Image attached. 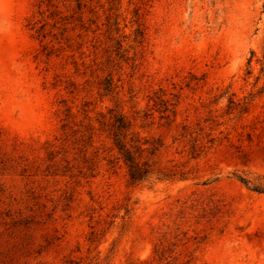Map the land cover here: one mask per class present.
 <instances>
[{
	"label": "rangeland",
	"instance_id": "374dc122",
	"mask_svg": "<svg viewBox=\"0 0 264 264\" xmlns=\"http://www.w3.org/2000/svg\"><path fill=\"white\" fill-rule=\"evenodd\" d=\"M116 103L187 179L83 146ZM0 264H264V0H0Z\"/></svg>",
	"mask_w": 264,
	"mask_h": 264
},
{
	"label": "trees",
	"instance_id": "16d2710c",
	"mask_svg": "<svg viewBox=\"0 0 264 264\" xmlns=\"http://www.w3.org/2000/svg\"><path fill=\"white\" fill-rule=\"evenodd\" d=\"M144 31L139 24L136 28V38L139 42L144 41ZM121 47V44H120ZM117 85L112 77L107 78L104 90L115 92ZM117 93V92H116ZM134 96V95H132ZM154 107L161 113L160 118L166 119L169 125L174 121L172 116H176V104L170 99L158 96ZM66 115H72L70 108H66ZM153 112L149 110L134 109L131 114L123 110L119 103L111 106L106 112H100L98 118V127L91 123L85 126V131L80 135V140L84 142L83 146L91 144L95 134L104 135L110 142L107 162L113 171L123 167L126 177L130 183H144L153 180H184L189 176V170H185L177 163L166 164L161 160V153L166 147L165 141L161 135L149 133L150 126L154 123L152 120ZM67 123L64 122L63 127ZM186 127V125H184ZM148 129V134L142 130ZM192 131L188 134L192 135ZM182 136H185L183 134ZM194 143L191 145V157L197 158L205 152L206 143L196 142L198 138L194 137ZM245 184L247 180L240 177ZM257 191H262L254 187Z\"/></svg>",
	"mask_w": 264,
	"mask_h": 264
}]
</instances>
